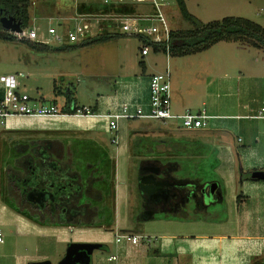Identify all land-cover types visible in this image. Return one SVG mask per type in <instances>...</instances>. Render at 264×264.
<instances>
[{
	"label": "rangeland",
	"instance_id": "1",
	"mask_svg": "<svg viewBox=\"0 0 264 264\" xmlns=\"http://www.w3.org/2000/svg\"><path fill=\"white\" fill-rule=\"evenodd\" d=\"M40 2L44 5L41 12L46 19L40 21L39 26L45 32L51 25L59 26V20L73 24L75 22L73 18L80 13L137 14L155 10L152 2L139 0H111L107 4L103 0H37L33 6V15ZM185 2L189 12L204 23L230 15L244 16L260 24L264 23L262 14L264 12L259 10L260 2L247 7L239 0H185ZM167 5L171 28L188 29L194 26L193 21L182 16L176 0H168ZM111 27L113 26L103 23L101 25L103 29L94 28L92 36L106 31H115L122 35L87 46L53 50L48 53L38 52L19 39L10 40L0 36V75L23 71L25 76L20 77L21 89L32 97L47 103L55 100L60 107H63L66 94L72 92L78 105L82 106L95 104L101 96L113 94L116 86H119L124 78L140 76L147 81L153 69L163 71L169 66L171 86L174 91L172 106L174 108L191 106L194 111H199L205 109L203 102L209 80L224 77L226 73L229 76H238L245 65L241 63H250L256 55V52L239 50L238 42L220 41L207 50L189 55L172 56L150 48L149 55L143 56L141 54L143 42L138 36L124 34L119 28ZM50 45L56 47L61 43L52 40ZM141 62L148 64L146 71H143ZM189 102L193 103L189 104ZM15 119L16 117L9 118L8 132L4 131L0 139V228L5 234V243L0 247V264H30L38 262L35 260L39 255L45 256L44 260H50L51 264H62L61 260L65 257L68 246L74 241L65 243L63 240L55 241V237H48L49 231L46 234L37 228L34 222L17 214V211H22L24 206L15 209L7 202L9 201L7 199L13 201L10 197L11 186L4 175L7 164L13 162L12 159L15 158L18 148L22 142L28 141V137L46 133V129H33L34 131L29 130L30 128L14 129L11 121ZM93 121L95 129L90 132L91 135L88 137L90 139L87 138L83 144L79 143L78 147L84 148L85 154H93L99 159L96 161L97 164L92 165L90 159L82 164V175L86 176L88 172H92L96 176L99 170L107 172L108 166L111 165L105 164L107 162L105 150L100 149L92 141L106 145L110 154L116 157L119 163L117 181L128 182L131 188L130 198L123 197L120 203V216L126 219L123 231L141 234L138 247L140 248L141 245L140 249L143 250L138 251L137 247L130 246L131 243L128 245L127 242L118 244L116 228L104 232L99 230L100 223L96 226L83 223L79 226L82 228L74 229L72 233L84 238L85 236L94 238L103 232L107 238L105 247L94 249L90 264H119L120 258L111 262L108 257L112 254H118L120 257V246L125 244L127 260L136 264H156L148 258L156 255L155 251L160 249L166 237L169 238L171 234L197 235L199 238V235L211 236L225 232L230 234L236 231L237 209L234 207L233 196L237 197L240 190L235 194L228 188L225 200L214 201L212 204L206 203L202 193L198 194V200L194 197H185L189 194L187 188L191 187V185L188 187V180L221 179L212 167L214 160L220 156L216 148L218 140L211 134L202 135L211 133L210 130H214L213 128H187L180 126V121L175 119L164 122L155 118H138L123 121L120 130L114 131L107 129L105 118L97 116ZM56 125L58 126L56 123L48 124L46 128ZM113 137H117L118 142H113ZM231 138L232 146L238 150L237 134L232 133ZM82 140L77 139V142ZM162 140L167 142L169 148L165 150L161 148ZM62 141L65 145H72L74 142L70 136L63 137ZM197 145H200L199 149L196 148ZM60 150L62 151V148ZM235 152L232 156L237 160ZM68 153L72 155L73 150H69ZM74 154L77 155L76 150ZM149 154H155L158 159L155 160V164L159 166L143 163L142 170L139 171L140 175H137L138 172L133 171L136 163H140L141 159ZM225 158L228 159L229 156ZM152 166L161 168L154 172L158 183L157 194L147 191L141 180L139 186V178L153 173L150 170ZM78 169L80 170V166ZM221 181L224 184L222 179ZM151 185L156 186V183L151 182ZM103 186L107 188V185ZM127 200H130L131 205L125 208ZM16 201L19 204V200ZM170 201L179 204L170 208ZM24 210L31 211L27 207H24ZM35 216L40 215L35 214ZM49 216L47 214V218ZM87 216L88 220L94 218H91L90 214ZM95 216L102 217L100 214ZM241 228L244 231L246 226L243 224ZM67 233L71 234V230L63 231L64 235ZM178 241V239L174 240L173 248L178 249ZM147 249L150 251L148 258ZM166 256L165 263L169 264L173 255ZM179 264H191V260L182 258L179 259Z\"/></svg>",
	"mask_w": 264,
	"mask_h": 264
},
{
	"label": "crops",
	"instance_id": "2",
	"mask_svg": "<svg viewBox=\"0 0 264 264\" xmlns=\"http://www.w3.org/2000/svg\"><path fill=\"white\" fill-rule=\"evenodd\" d=\"M36 1L37 0H32V6L30 7V26L39 25L41 23L40 21L46 19V16L42 15L41 12L44 6L41 2L39 7H36L35 14L33 15V6ZM239 1H241L242 5L245 7L260 2L259 10L264 12V0ZM262 14L264 15V13ZM258 15H260V13H258ZM261 25L264 26V23ZM237 48L239 50H246L249 53L256 52V55L253 56L250 63L239 62V64L245 65L240 70L238 76H229L226 73L224 77L221 76L220 78L209 80L208 89L203 102L205 110L212 117L207 120V123L202 128L210 127L214 130H210L211 133H203L202 135L208 136L211 134L213 138L218 140L216 148L220 156L214 160L212 167L223 180L224 184H222L221 179L217 180L213 178L188 180V187L189 185H191V187H189L190 190L187 188L189 194H185V197H194L198 200V194L202 193L201 189H203L207 183L217 182L218 186L214 192V200L206 202L212 204L214 201L219 200L223 202L225 200L224 197L227 196L226 191L228 188L235 194L240 190L241 192L237 197L233 196L235 202L234 207L237 209L236 231L230 234L225 232L211 236L199 235V238H197V235L189 236L188 234H184L177 236L171 234L169 238H165L166 241L161 244L160 249L155 251L156 255L149 257L150 251L147 249V258L149 257L148 259L154 261L156 264H167L165 263V258L168 254L173 255L169 264H179V259L182 258H188V260H191V264H264V180L254 179L251 176L253 171L264 170V113L262 117L258 116L261 108L264 107V50L241 44H239ZM36 51L46 53L53 52V50ZM147 55H149V53ZM261 55L262 57H259ZM147 65L148 64L144 62L143 71H146L148 68ZM156 72L160 71L153 69L151 74ZM148 83L149 78L146 81L140 76L124 78V81H121L119 86H116L113 94L101 96L95 104L82 106L95 107V111L100 113L107 108L108 102L110 101L147 100ZM173 94L174 91L172 90V104ZM53 102L57 103L55 100ZM74 102L78 105L76 100H74ZM191 103L193 102H189V104ZM173 109L176 112H182L187 109L193 110L191 106H185V108H174L173 106ZM95 117L97 116L61 113L50 117L17 116L15 120L11 121L14 129L30 128L29 130L32 131L36 129H46V133H43V135L28 137L27 142L37 140L39 142L50 143L51 157L63 166L68 167L69 174L75 179L76 186L74 189H76V193L74 196L77 197L74 200V204L72 203L70 206L82 207V211L86 216H79L72 221L60 220L57 216L59 203H54L53 213H50L47 207H45V212L42 211L41 215L36 217L35 214H40L38 208L41 206H38V208L34 207L35 204L32 203V200L27 201L25 206V208L31 209V211L28 210V212H24V214L22 211L18 210L17 214L34 222V225L46 232V234L50 232L48 237H55V241L63 240L66 243L88 240L99 242L101 243V247H105L107 238L103 232L99 233V235L94 238L91 237L93 240H91L90 237L88 238L85 236L84 238L79 234H73L74 229L78 230V228H82L79 226L83 225V223H85V225L94 226L100 223L98 226L99 230L104 232L116 228V234L130 233L123 231V224L126 219L120 216V203L123 197L130 198L131 188L128 182L120 183L117 181V167L119 163L117 158L110 154L109 148L101 142H97L91 138L94 144H97L100 149L105 150L107 161L105 164L111 166H108L109 169L107 168V172L99 170L96 176L92 172H88L87 175L84 176L81 172L82 164L87 163V160L90 159L93 165L94 163L97 164L96 161L99 159L98 157H94L93 154H85L84 148L78 147V144H83L89 135H91L90 132L95 129L93 121ZM52 123H56L58 126L56 125L52 128L48 126L49 128H46L48 124ZM107 129L109 130L108 126ZM71 132L74 134H68ZM232 133L237 134L238 150H236V147L232 146ZM68 136L74 141L72 145H65L62 141L63 137ZM77 139L84 140L77 142ZM207 140H209L208 137ZM199 146L200 145H197L196 148L199 149ZM167 147L169 148L167 142L162 140L161 148L165 150ZM60 148H62V151ZM69 150H73L72 155H68L71 154L68 153ZM75 150L77 152L76 156L74 154ZM234 152L236 153L237 160H234L232 156ZM227 155L229 156L228 159L225 158ZM142 156L139 157L142 158ZM155 160H158L155 154L146 155L141 159L140 163H136V167L133 171L138 172L137 175H140L139 171L141 172L143 163L159 166L155 164ZM79 166L80 170L78 169ZM130 167L132 171L131 164ZM156 168L161 170L160 167ZM103 171L105 174H103ZM104 184L107 185V188H104ZM182 194L184 193L182 192ZM203 197L204 194H202V198ZM7 202L9 206L17 209L14 202ZM130 203V200H127L124 207H130ZM178 204V202L170 201L169 207L174 208V206L176 207ZM48 213L53 215L47 218ZM87 214H90L91 218L94 217V220H88ZM99 214L102 217L95 216ZM243 224L246 226L244 231L241 228ZM67 229L71 230V234L67 233L64 235L63 231ZM131 234L138 235V233ZM177 239L179 240L178 249H175L172 245L174 240ZM126 244L129 245L130 243L127 242ZM126 244L120 246V257L118 256V259L120 258L121 262L119 264H136L131 260H127ZM130 246L137 247L138 251L143 250L140 249L142 248L141 245L140 248L138 247V244H130ZM45 258V256L39 255L35 261L44 260ZM110 261L112 262L114 260Z\"/></svg>",
	"mask_w": 264,
	"mask_h": 264
},
{
	"label": "built area",
	"instance_id": "3",
	"mask_svg": "<svg viewBox=\"0 0 264 264\" xmlns=\"http://www.w3.org/2000/svg\"><path fill=\"white\" fill-rule=\"evenodd\" d=\"M111 0H103L110 3ZM126 1V0H119ZM153 3L154 12L128 14L120 12L107 13H80L73 18V24L59 20V26L51 25L47 32L39 25L21 27L20 31H12L19 39L25 38L35 42L50 45L52 40L63 44L79 43L92 36L94 28L102 30L103 23L112 25L111 28H119L124 34L140 35L154 42L168 40L171 25L168 22V0H139ZM115 32V31H109ZM117 33V32H116ZM149 45L141 47V54L147 55L150 51ZM25 76L23 71L0 75V139L2 133L8 129V120L17 116H56L62 112V107L55 102H45L34 98L21 89L20 77ZM264 107L258 116L262 117ZM77 115H96L105 118L110 130L118 131L123 121L138 118H155L164 122L175 119L180 126L187 128L203 127L212 116L205 109L194 111L187 109L176 112L172 106L171 72L166 70L150 75L148 83L147 100L110 101L107 108L97 113L91 106H78ZM113 142L117 138L112 139ZM142 235L131 233H117L116 241L121 244L129 242L138 244ZM5 243V234L0 228V247ZM108 260H118V255H111Z\"/></svg>",
	"mask_w": 264,
	"mask_h": 264
},
{
	"label": "trees",
	"instance_id": "4",
	"mask_svg": "<svg viewBox=\"0 0 264 264\" xmlns=\"http://www.w3.org/2000/svg\"><path fill=\"white\" fill-rule=\"evenodd\" d=\"M182 16L193 21L194 26L188 29H171L169 38L163 42H154L147 37L140 36L143 45H149L154 51H163L172 56L189 55L209 49L220 41H233L243 45H250L264 50V26L244 16H225L218 20L201 22L187 8L185 0H176ZM32 0H0V36L5 39H19L16 35L4 28L1 18L13 17L21 27L30 26V7ZM120 33L103 32L90 36L79 43L51 46L29 39H19L31 48L39 51L65 50L78 46H87L93 43L110 40L121 36ZM144 68V62L140 63ZM71 93L66 94V102L62 107L63 113H76L79 105L74 102ZM95 107H92L93 111Z\"/></svg>",
	"mask_w": 264,
	"mask_h": 264
},
{
	"label": "flooded vegetation",
	"instance_id": "5",
	"mask_svg": "<svg viewBox=\"0 0 264 264\" xmlns=\"http://www.w3.org/2000/svg\"><path fill=\"white\" fill-rule=\"evenodd\" d=\"M50 147V143L37 140L21 143L13 162L8 163L5 168L4 175L11 186L10 197L13 201L7 200L14 202L17 208L25 207L27 201L32 200L34 207H42L38 208L39 215L42 211L45 212V207L53 213V204L59 203L57 216L60 220L72 221L79 216H86L82 207L70 206L77 197L74 196L75 179L69 174L68 167L51 157ZM209 188L208 186L207 191ZM152 192L157 194L156 189ZM15 199L19 200V204ZM24 207L22 212L27 213ZM50 213L48 214L52 216Z\"/></svg>",
	"mask_w": 264,
	"mask_h": 264
},
{
	"label": "water",
	"instance_id": "6",
	"mask_svg": "<svg viewBox=\"0 0 264 264\" xmlns=\"http://www.w3.org/2000/svg\"><path fill=\"white\" fill-rule=\"evenodd\" d=\"M1 22L4 28L12 31H20L21 26L13 17L3 16ZM150 170L153 171L150 174L141 177V182L144 188L147 191H154L156 186L151 185V182H156V176L154 174L158 169L154 166L150 167ZM252 178L264 180V170H256L252 172ZM210 187L207 191V187ZM218 186L217 182L207 183L203 187V194L206 202L214 200V192ZM101 247V243H81L73 242L69 245L65 257L61 260L62 264H90L92 260V254L95 248ZM30 264H51L50 260L31 262Z\"/></svg>",
	"mask_w": 264,
	"mask_h": 264
}]
</instances>
